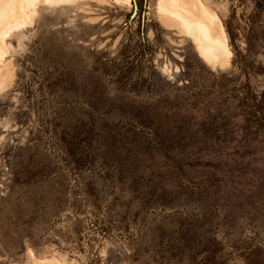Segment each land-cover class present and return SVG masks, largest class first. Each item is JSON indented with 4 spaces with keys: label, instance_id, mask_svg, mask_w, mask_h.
<instances>
[{
    "label": "rangeland",
    "instance_id": "1",
    "mask_svg": "<svg viewBox=\"0 0 264 264\" xmlns=\"http://www.w3.org/2000/svg\"><path fill=\"white\" fill-rule=\"evenodd\" d=\"M157 1L14 0L0 264H264V0H202L222 68Z\"/></svg>",
    "mask_w": 264,
    "mask_h": 264
},
{
    "label": "bare ground",
    "instance_id": "2",
    "mask_svg": "<svg viewBox=\"0 0 264 264\" xmlns=\"http://www.w3.org/2000/svg\"><path fill=\"white\" fill-rule=\"evenodd\" d=\"M30 12H34L41 3L45 6L55 7L61 5H79L84 0H22ZM118 1V0H117ZM200 1V10L190 12L187 0H158L157 10L168 22L172 23L187 35L195 47L198 56L212 68L225 67L232 53L226 40L224 27L217 15ZM130 2V0H124ZM193 5V4H192ZM14 0L0 1V24L8 13L14 12ZM27 20V19H26ZM217 23L218 33L215 31ZM25 23V17L15 19L2 29L4 39L13 31H19ZM170 29V28H169ZM3 54H0V62Z\"/></svg>",
    "mask_w": 264,
    "mask_h": 264
}]
</instances>
